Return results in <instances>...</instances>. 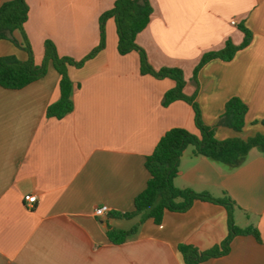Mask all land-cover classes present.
Here are the masks:
<instances>
[{"label": "crops", "instance_id": "crops-1", "mask_svg": "<svg viewBox=\"0 0 264 264\" xmlns=\"http://www.w3.org/2000/svg\"><path fill=\"white\" fill-rule=\"evenodd\" d=\"M115 1L26 0L35 63L41 64L47 39L61 57H86L99 44L100 16ZM149 1L153 13L137 43L152 67L183 71V93L197 103L206 125H217L233 97L249 106L242 132L220 126L217 139L263 134L257 121L264 119V0ZM240 26L252 33L250 44L231 61L205 64L194 80L203 55L227 41L242 43ZM117 45L109 19L105 49L81 68H68L74 109L62 119L47 117L60 98V75L52 65L22 89L0 86V264H184L179 245L206 251L226 238L227 210L206 202L185 213L166 212L160 225L147 220L120 245L107 232L124 230L125 219L94 216L102 205L111 212L134 209L149 179L145 160L169 130L197 134L189 103L163 105L175 81L142 74L138 53L120 55ZM8 55L27 59L2 40L0 57ZM193 150L183 152L174 185L217 199L229 196L235 224L258 229L263 240L236 237L227 255L203 264H264V152L250 150L232 169Z\"/></svg>", "mask_w": 264, "mask_h": 264}, {"label": "trees", "instance_id": "trees-1", "mask_svg": "<svg viewBox=\"0 0 264 264\" xmlns=\"http://www.w3.org/2000/svg\"><path fill=\"white\" fill-rule=\"evenodd\" d=\"M153 8L149 0H116L113 7L104 12L99 18L100 41L86 57L75 60L70 57H61L53 41L44 42V55L40 65L35 63L34 52L30 39L25 30L29 18V6L26 0H0V41H9L27 54L25 61L14 55L0 57V86L5 89L17 90L41 79L47 74L49 66H53L60 75V98L47 109V117L62 119L74 109L72 101L73 82L68 68H81L85 62L93 59L106 46V24L113 19L116 25L120 55L136 52L140 58L142 74H149L157 79L170 78L176 86L168 91L163 100L167 106L175 101L182 100L189 103L195 113L197 134L183 128L169 130L158 142L153 153L145 160V168L149 173L145 189L134 199V209L130 212H110L108 216L114 219L131 220L140 217L138 224L129 230L111 228L107 232L109 241L120 245L135 235L140 225L147 220L160 225L166 212L185 213L195 202H206L223 206L227 210L228 234L223 242L206 251L194 246L181 244L178 247L184 264H203L211 259L223 257L231 250V244L236 237L253 236L262 243L261 234L254 227L239 228L233 218L235 202L229 197L214 198L209 193H197L190 188L180 189L174 185V179L179 171V161L188 147H193L197 156H204L216 162L235 169L241 166L250 150L256 148L264 152V133L255 134L247 139L239 137L226 140L216 138L218 127H228L236 132H242L245 126V116L249 106L238 97L231 98L224 107L217 125L209 126L203 122L202 114L197 103L187 97L183 90L186 85L183 71L179 68H161L156 70L148 61L145 50L137 43V36L148 26ZM244 39L240 45L227 41L225 47L217 52L203 55L196 66L193 79H197L201 68L212 60L231 61L235 54L246 48L252 39V33L240 26ZM19 34L21 40L17 38ZM264 127V119L257 121Z\"/></svg>", "mask_w": 264, "mask_h": 264}, {"label": "built area", "instance_id": "built-area-1", "mask_svg": "<svg viewBox=\"0 0 264 264\" xmlns=\"http://www.w3.org/2000/svg\"><path fill=\"white\" fill-rule=\"evenodd\" d=\"M27 202L30 204L35 203L36 197L34 195L29 196L26 198ZM111 212L110 208L107 205H102L100 207H97L94 210V216L95 217H105Z\"/></svg>", "mask_w": 264, "mask_h": 264}, {"label": "rangeland", "instance_id": "rangeland-1", "mask_svg": "<svg viewBox=\"0 0 264 264\" xmlns=\"http://www.w3.org/2000/svg\"><path fill=\"white\" fill-rule=\"evenodd\" d=\"M19 39L21 40V37H20V35H19ZM42 60H43V58H42ZM139 222V221H138ZM138 222H137V220H135V219H131V220H125V221H123L122 223V225H123V227L122 228H124V230H129V229H131L133 226H135L136 224H138Z\"/></svg>", "mask_w": 264, "mask_h": 264}]
</instances>
